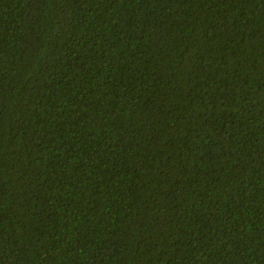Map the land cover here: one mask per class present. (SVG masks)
Segmentation results:
<instances>
[{
    "label": "trees",
    "instance_id": "trees-1",
    "mask_svg": "<svg viewBox=\"0 0 264 264\" xmlns=\"http://www.w3.org/2000/svg\"><path fill=\"white\" fill-rule=\"evenodd\" d=\"M0 264H264V0H0Z\"/></svg>",
    "mask_w": 264,
    "mask_h": 264
}]
</instances>
